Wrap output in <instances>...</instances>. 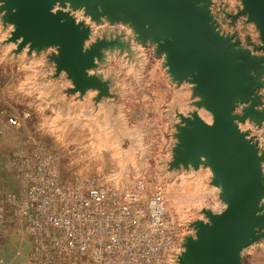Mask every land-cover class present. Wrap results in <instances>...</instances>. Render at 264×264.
I'll return each mask as SVG.
<instances>
[{
  "label": "water",
  "instance_id": "water-1",
  "mask_svg": "<svg viewBox=\"0 0 264 264\" xmlns=\"http://www.w3.org/2000/svg\"><path fill=\"white\" fill-rule=\"evenodd\" d=\"M209 0H0L1 20L12 26L9 40L17 50L54 47L56 72L72 80V91L98 90L107 95L106 82L88 74L101 58V49L114 41L98 39L86 45L90 29L69 12L54 6L83 9L94 21L125 22L141 43H152L165 56L172 77L191 84L196 108L212 116L205 122L198 112L179 115L174 167H209L225 207L207 211L196 220L195 238H187L179 264H242L240 250L264 235V152L238 127L246 119L261 123L264 112L252 95L264 75V55L238 49V41L214 25ZM242 9L260 32L264 52V0H241ZM248 102L241 113L236 102ZM260 230V231H258Z\"/></svg>",
  "mask_w": 264,
  "mask_h": 264
},
{
  "label": "crops",
  "instance_id": "crops-1",
  "mask_svg": "<svg viewBox=\"0 0 264 264\" xmlns=\"http://www.w3.org/2000/svg\"><path fill=\"white\" fill-rule=\"evenodd\" d=\"M235 2L229 4L234 8ZM11 29L0 15V264H18V252L23 251L10 208L35 155L53 153L64 164L76 154L94 156L98 151L127 163L137 156L142 169L150 172L145 175L156 172L165 180L167 204L179 221L183 209L220 212L225 207L208 167L170 165L171 135L179 115L196 110L208 121L194 107L198 98L191 85L172 77L155 45L139 42L128 23H111L108 39L117 43L103 50L102 61L88 71L106 82L107 95L99 96L92 88L71 90L72 80L64 71L57 73L50 58L54 47L17 50V43L9 40ZM258 91L264 111V88ZM238 127L264 151V123L245 120ZM262 245L246 246L241 263L258 264L264 257Z\"/></svg>",
  "mask_w": 264,
  "mask_h": 264
},
{
  "label": "built area",
  "instance_id": "built-area-1",
  "mask_svg": "<svg viewBox=\"0 0 264 264\" xmlns=\"http://www.w3.org/2000/svg\"><path fill=\"white\" fill-rule=\"evenodd\" d=\"M9 122L15 120L9 118ZM51 158V154L35 155L28 162L23 176L26 195L33 196L35 190L49 194L54 184ZM40 178H44L42 189L34 186ZM55 190L57 231L67 239L63 242L67 251L77 252L79 264L85 263L88 251L90 264H161L168 260L178 264L183 251L181 226L167 204L166 184L157 174L141 175L121 185L91 177ZM21 202L15 195L11 207ZM45 202L50 204L49 199Z\"/></svg>",
  "mask_w": 264,
  "mask_h": 264
},
{
  "label": "rangeland",
  "instance_id": "rangeland-1",
  "mask_svg": "<svg viewBox=\"0 0 264 264\" xmlns=\"http://www.w3.org/2000/svg\"><path fill=\"white\" fill-rule=\"evenodd\" d=\"M235 1H236L235 2L236 6L233 8V5L231 6L229 4L231 3V0H209L207 5L211 14L212 21L213 23L215 22L214 25L221 33L231 35L234 40H237L238 49H244L255 56L264 55V52L261 51V49H259V46L261 45V39H260V32L258 27L254 23L247 20L246 14H238L239 10L242 9L243 5L241 0H235ZM57 8H61L64 11L69 12V15H72L75 21L77 22L81 21L85 26L89 27L90 35L89 38L85 41L86 45L98 39L99 40L106 39L108 41H114L113 39H108V38H112L113 33L111 30H108L109 26L111 25V22L109 23V21L105 17H101L99 21H94L90 16L85 15L83 9H72L68 5L62 8L59 7L58 5L57 6L55 5L54 9L57 10ZM117 23L119 24L124 23V25L126 24L125 22H117ZM134 33L136 34L135 31ZM116 43L117 41L115 40L112 45H108L102 48L101 49L102 53L103 50H105L110 46H113ZM161 55L164 56L163 54ZM102 58H103V54L101 55L100 60L96 61L95 67H97L98 63L102 61ZM164 60H165V56H164ZM90 69H88V71ZM260 79L262 83L253 91L252 95L258 93V95L260 96V102L257 104L256 107L263 111V109L260 108L261 95L258 90H262L264 88V75H261ZM182 82H187V81H182ZM247 105L248 102H239V101L236 102L235 112L241 113L242 109ZM197 109H201L203 117L208 121V123L212 121V116L208 111H206L204 108H197ZM188 115H190V113ZM252 122L257 123L255 121ZM261 123H264V121ZM261 123H257V124H261ZM179 124H181L180 118L178 125ZM121 132H124V134L127 133L125 129ZM177 132L178 129L176 127L175 134L171 135L172 144L170 145V150H169L171 154L170 165L173 159L172 150L178 144V139L176 137ZM246 135L253 142H255L254 139L249 137L247 133ZM256 146L258 148V152H264L261 149H259L257 143ZM50 154L52 158L49 161V168L51 169V171L54 172V175H52L51 177V179H53L54 181V184L50 186L49 194L47 195L42 191L35 190L33 192V196H31L30 193L26 195L25 180H23L22 188L16 194L18 199H20V202L21 201L22 202L21 204L19 203L17 207L10 208V211L12 212V216L14 217V220L16 221L18 225V230L20 232L18 233L19 234L18 236L21 240L19 249L23 250L18 252V256H17L18 264H79V255L77 254L76 251H71L70 249L67 251L68 245H64L63 243L64 241H67V239L61 237L60 233H58L57 231L56 221L58 219V195L56 194V190H55L56 188H61L63 185H74L78 180H85L91 177H97L100 180L106 181L107 183H111L114 185H121L132 182L138 176L145 175L146 173H150V172H146L144 167L142 169L143 160L142 159L140 160L139 157L137 156L134 158L130 157L129 162L127 163L126 159L124 160L121 157H115L112 155L110 156L108 154L103 155L102 153H100V151H98L96 154H94V156H90L89 154L87 156H84L83 154L80 155L76 154L74 155V158H72L70 161H66V163L64 164L62 163V161L59 162L53 153ZM172 167L181 168L183 166L180 167L172 166ZM189 168L192 167L189 166L188 168L185 169H189ZM130 169L133 170L132 175L130 173ZM262 172L264 174V161L262 163ZM154 174H157L165 182V180L158 173L155 172ZM42 180H44V178L43 179L40 178L37 181L35 180L34 186L39 187V189H42L40 187V185H44ZM48 199L50 200L49 202L50 204H47L45 202V200ZM25 201H27V203L32 201V203L30 202L29 205H23ZM261 204L264 205V198L261 200ZM207 211H211V210L209 209L205 210V208H193V209H189L188 211L183 209L182 212L184 213L182 215L181 213L180 215H177V217H179L180 219L179 221L176 218L181 226L180 227L181 236H182L181 247L183 251L185 250L184 243L187 240V238L189 237L195 238L196 229L194 227V221L196 220L207 221L208 220L206 214ZM172 212L174 211L172 210ZM251 243H261L263 244L262 247L264 248V235L252 241ZM246 246H244L240 250V252ZM181 255H179V259ZM83 264H90L89 251L87 253V260ZM178 264H179V260H178ZM258 264H264V257H262L259 260Z\"/></svg>",
  "mask_w": 264,
  "mask_h": 264
},
{
  "label": "bare ground",
  "instance_id": "bare-ground-1",
  "mask_svg": "<svg viewBox=\"0 0 264 264\" xmlns=\"http://www.w3.org/2000/svg\"><path fill=\"white\" fill-rule=\"evenodd\" d=\"M114 185V184H113Z\"/></svg>",
  "mask_w": 264,
  "mask_h": 264
}]
</instances>
